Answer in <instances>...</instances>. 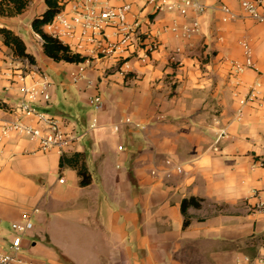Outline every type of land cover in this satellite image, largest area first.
<instances>
[{
	"label": "crops",
	"instance_id": "obj_1",
	"mask_svg": "<svg viewBox=\"0 0 264 264\" xmlns=\"http://www.w3.org/2000/svg\"><path fill=\"white\" fill-rule=\"evenodd\" d=\"M127 1L135 13L141 10L142 0ZM202 2L207 10L190 38L164 27L181 26L194 14H152L142 29L161 46L148 62L134 57L122 66L112 58L81 64L49 58L31 26L45 10L44 0H31L20 15L0 16V26L20 35L36 59H20L23 66L48 76L50 67L58 78L49 76L52 100L42 107L60 118L68 115L62 119L76 135L97 119L64 153L43 152L16 133L5 139L0 246L12 235L11 223L27 217L36 228L23 248L37 264H263L264 211L256 204L264 200V23L249 17L237 0ZM223 4L234 19L223 20ZM244 41L255 68L236 83L231 61L245 60ZM81 66L83 76L74 81L72 73ZM15 68L0 73V99L12 108L21 95L8 80ZM257 81V97L238 118L240 98ZM96 95L102 97L100 109L89 102ZM0 117L9 115L0 108ZM125 117L133 123H123ZM76 152L92 177L86 186L76 169L61 165L63 154ZM167 158L183 172L170 170ZM190 197L201 205L188 208L190 224L184 227L181 204Z\"/></svg>",
	"mask_w": 264,
	"mask_h": 264
},
{
	"label": "built area",
	"instance_id": "obj_2",
	"mask_svg": "<svg viewBox=\"0 0 264 264\" xmlns=\"http://www.w3.org/2000/svg\"><path fill=\"white\" fill-rule=\"evenodd\" d=\"M119 1V4H111L109 0H59L61 10L44 26V30L69 46L72 51L85 56L87 62L93 59L112 58L122 66L134 57L141 62H148L161 46L157 36L142 29L143 23L151 22L152 14L161 11L176 12L182 16L194 14V19L181 26L174 24L164 27L165 30L180 31L182 37L190 38L200 31L198 16L207 10L202 0H142L141 10L135 13L132 2ZM237 1L249 17L256 22L264 23V0ZM220 9L224 21L236 17L228 5L223 4ZM145 11L146 13L142 15ZM242 46L245 60L231 61V74L236 83L240 82V76L246 69L255 68L250 44L244 41ZM84 70L85 68L81 66L77 72H73V80L81 79ZM120 72L123 75L127 74L124 69ZM8 80L10 86L16 87L21 95L15 107L1 108L9 117H0V152L5 139L16 133L37 142L43 152L56 149L64 153L78 138L97 126V119H94L89 128L81 135H76L62 118L50 114L42 107V103H49L52 100L54 87L53 81L44 72L30 70L29 66L24 65L12 69ZM260 86L261 83L257 81L248 94L240 98L238 118L243 116L244 107L257 97ZM89 102L96 109H100L102 97L96 95L91 97ZM123 123L133 121L130 117H125ZM120 126L116 124L114 129L119 131ZM119 149H123V145H119ZM165 163L170 166V170L183 172V167L173 163L172 159L167 158ZM60 181L63 182L64 177H61ZM255 192L253 191L254 194ZM256 208L264 211V200H260ZM33 228L34 223L27 217L11 223L12 235L0 246V264H37L27 257L23 248V242ZM2 234L3 228L0 226V236ZM261 261L264 264L263 259Z\"/></svg>",
	"mask_w": 264,
	"mask_h": 264
},
{
	"label": "trees",
	"instance_id": "obj_3",
	"mask_svg": "<svg viewBox=\"0 0 264 264\" xmlns=\"http://www.w3.org/2000/svg\"><path fill=\"white\" fill-rule=\"evenodd\" d=\"M46 8L43 12L35 16L31 22L32 29L43 39L44 53L54 61L69 63H84L86 57L72 51L69 46L62 43L59 39L47 34L44 26L49 23L54 16L61 10L59 0H44ZM31 0H0V16L14 17L26 11ZM0 38L2 43L10 49L16 58L27 59L30 63H35L36 59L32 53L28 51L26 42L14 30L6 26H0ZM0 108L9 109V106L0 99ZM61 165H68L76 169L80 177V185L86 186L91 183L92 177L88 171L85 158L82 153H74L72 155H62ZM200 199L196 197L185 198L182 201L181 209L185 216L184 227L190 224V216L188 208L190 206L199 207Z\"/></svg>",
	"mask_w": 264,
	"mask_h": 264
},
{
	"label": "rangeland",
	"instance_id": "obj_4",
	"mask_svg": "<svg viewBox=\"0 0 264 264\" xmlns=\"http://www.w3.org/2000/svg\"><path fill=\"white\" fill-rule=\"evenodd\" d=\"M25 22L26 21H24L23 22V24H22V32L25 34V36L27 37L28 35H27V33L25 32V26H24V24H25ZM31 44V43H30ZM34 44V43H33ZM35 44H36V42H35ZM35 47H37V45H34V49H35ZM24 60V59H23ZM27 60V59H26ZM0 61H2V64H0V73L1 72H3V70H5L7 67H22L23 66V62L20 60V58H16L13 54H12V52L10 51V49H7V48H5V49H3L2 48V54L0 55ZM25 62V61H24ZM47 72H48V74H49V76L50 77H52V79H54V80H57L58 81V78L55 76V74H54V72H53V69L52 68H50V67H48V70H47ZM4 78L3 76H0V78ZM63 80H65V82L67 83V84H70L71 82H70V79H69V77H63ZM3 90H4V88L2 89V93H3ZM19 100H20V98L18 99V100H16L15 101V103L13 104V105H17L18 103H19ZM15 107V106H14ZM69 116H71V118L73 119V115H69ZM61 118H68V115H61ZM70 118V117H69ZM34 224H36V222L34 221ZM36 226V225H35ZM36 228V227H35ZM34 228V229H35ZM34 229H33V231H34Z\"/></svg>",
	"mask_w": 264,
	"mask_h": 264
}]
</instances>
